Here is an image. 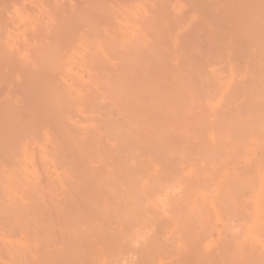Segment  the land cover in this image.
Instances as JSON below:
<instances>
[{"label": "bare ground", "instance_id": "1", "mask_svg": "<svg viewBox=\"0 0 264 264\" xmlns=\"http://www.w3.org/2000/svg\"><path fill=\"white\" fill-rule=\"evenodd\" d=\"M0 264H264V0H0Z\"/></svg>", "mask_w": 264, "mask_h": 264}]
</instances>
